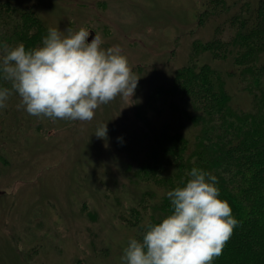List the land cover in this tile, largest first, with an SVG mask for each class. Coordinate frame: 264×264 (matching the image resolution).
Wrapping results in <instances>:
<instances>
[{
    "label": "rangeland",
    "instance_id": "obj_1",
    "mask_svg": "<svg viewBox=\"0 0 264 264\" xmlns=\"http://www.w3.org/2000/svg\"><path fill=\"white\" fill-rule=\"evenodd\" d=\"M11 1L65 35L81 27L99 33L102 47L119 46L140 78L132 100L117 96L91 121L33 116L20 97L9 98L0 124V264H122L131 232L116 214L129 203L145 128L134 106L168 85L191 42L211 38L220 20L226 35L229 15L201 23L206 0ZM227 1L234 10L240 0ZM226 61L213 63L227 68ZM105 124L106 138L97 137Z\"/></svg>",
    "mask_w": 264,
    "mask_h": 264
},
{
    "label": "trees",
    "instance_id": "obj_2",
    "mask_svg": "<svg viewBox=\"0 0 264 264\" xmlns=\"http://www.w3.org/2000/svg\"><path fill=\"white\" fill-rule=\"evenodd\" d=\"M31 7L0 0V56L5 46L42 45L49 28ZM220 14L229 15L227 34L220 20L211 38L191 42L190 57L170 83L134 106L145 127L138 135L142 154L128 179L129 203L116 215L131 232L128 241L142 239L149 223L173 211L167 192L198 167L217 177L219 197L239 222L213 264H264V0H240L234 10L230 1L206 0L199 20ZM0 87L11 84L0 79Z\"/></svg>",
    "mask_w": 264,
    "mask_h": 264
},
{
    "label": "clouds",
    "instance_id": "obj_3",
    "mask_svg": "<svg viewBox=\"0 0 264 264\" xmlns=\"http://www.w3.org/2000/svg\"><path fill=\"white\" fill-rule=\"evenodd\" d=\"M49 28L42 45L26 50L23 43L5 46L0 56V109L17 93L30 115L91 121L95 110L117 96L132 100L138 84L119 46L103 48L99 33ZM131 104V103H130ZM129 104V105H130ZM95 135L106 138L107 125ZM183 186L167 192L173 211L149 223L142 239L130 238L122 264H213L239 223L230 204L219 197L217 177L198 167Z\"/></svg>",
    "mask_w": 264,
    "mask_h": 264
},
{
    "label": "water",
    "instance_id": "obj_4",
    "mask_svg": "<svg viewBox=\"0 0 264 264\" xmlns=\"http://www.w3.org/2000/svg\"><path fill=\"white\" fill-rule=\"evenodd\" d=\"M94 37V34H92L90 37H88V40L91 41V39Z\"/></svg>",
    "mask_w": 264,
    "mask_h": 264
}]
</instances>
